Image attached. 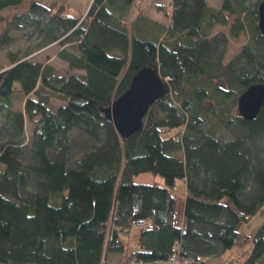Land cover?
Wrapping results in <instances>:
<instances>
[{"label": "trees", "instance_id": "16d2710c", "mask_svg": "<svg viewBox=\"0 0 264 264\" xmlns=\"http://www.w3.org/2000/svg\"><path fill=\"white\" fill-rule=\"evenodd\" d=\"M22 1L0 0V25ZM260 1L154 2L164 21L142 0H91L82 18L32 1L0 27V46L12 26H32L38 47L57 42L68 68L83 70L59 75L22 49L0 59V264L152 263L174 252L205 264L234 248L236 261L219 264H258L264 224L239 226L264 205V103L245 119L237 98L264 83ZM225 12L228 31H215ZM240 32L246 42L224 61ZM144 65L164 92L123 138L103 108ZM140 173L162 181H135Z\"/></svg>", "mask_w": 264, "mask_h": 264}, {"label": "rangeland", "instance_id": "374dc122", "mask_svg": "<svg viewBox=\"0 0 264 264\" xmlns=\"http://www.w3.org/2000/svg\"><path fill=\"white\" fill-rule=\"evenodd\" d=\"M52 1L53 0H44L43 3L46 5H50ZM152 1L154 0H151V2ZM207 1L209 2V4H212L215 6L219 5V0H207ZM252 1L254 0H247V3L250 4ZM22 2L23 3H20L19 7H9L1 11V14L4 18L0 25L1 28H3L9 20H11V18L13 17L15 13H20V12H23L24 9H27L26 7H28L29 5L28 2H31V1L23 0ZM225 16L228 20V24L226 25L216 24L214 26L215 31H218V30L228 31V28L232 21L233 16L227 14L226 12H225ZM82 17H83V14L81 15V18ZM9 33L12 38L11 42L0 46V59L2 60L5 59L8 51H15V50L22 49V50H26L29 52L28 54L29 57L35 60L49 63L51 66L54 67L55 71L59 75H67L69 73H79L83 71L82 69H79V68H73V69L68 68L67 61L58 55V50L60 49V46L58 45L57 42L54 41V42L48 43L47 45L43 47H38L37 44H38L39 35L34 32V29L32 26H25L23 28H18V29H16V26H12L9 30ZM246 39H247V35L244 32H240L237 37H230L228 44H227L224 61H227L233 54L238 52L241 46L246 42ZM50 102L53 107L59 104V102L56 99H51ZM22 103H23V95L21 93H16L13 96V105L15 107H21ZM222 135L223 137L228 138L232 136V133L229 130L225 129L222 131ZM175 155L177 157H181L182 152L178 151L175 153ZM133 179L139 182H151V181L156 180L161 183L162 181L160 176L158 175L154 176L149 173H140L134 176ZM178 192L180 193L182 192V183H180V188L178 189ZM262 224H264V205L261 206L258 209V211L254 215H252L247 221L242 222L239 228L249 234H252L256 230V228ZM234 252L236 253L235 248H234ZM234 252L232 250V255L230 259V261L232 262L236 261V258H235L236 254ZM133 262H135V264L136 262L137 264H148L144 262L141 263L139 261H136L135 259L124 261V263L122 264H133ZM170 263L171 262L169 260L167 259L165 260V264H170ZM172 264H182V263L177 260L176 262H172ZM187 264H196V263L188 262ZM258 264H264V255L261 259H259Z\"/></svg>", "mask_w": 264, "mask_h": 264}, {"label": "water", "instance_id": "95a60500", "mask_svg": "<svg viewBox=\"0 0 264 264\" xmlns=\"http://www.w3.org/2000/svg\"><path fill=\"white\" fill-rule=\"evenodd\" d=\"M257 26L264 35V1L257 5ZM164 92V81L152 65H144L131 77L128 87L103 108L104 117L121 137L140 129L150 104ZM264 103V83L248 85L237 98V111L245 119L256 117Z\"/></svg>", "mask_w": 264, "mask_h": 264}, {"label": "crops", "instance_id": "0c3cea01", "mask_svg": "<svg viewBox=\"0 0 264 264\" xmlns=\"http://www.w3.org/2000/svg\"><path fill=\"white\" fill-rule=\"evenodd\" d=\"M24 1H28V0H24ZM30 1L31 2L37 1V2L43 3L44 0H30ZM169 1L170 0H154L151 2V0H142L141 5L146 7L148 15L152 16L155 19L164 21L165 20L164 19V12L161 10H156L154 7L151 6V4H153L154 2H162L167 6V5H169ZM149 2H151V3H149ZM28 3H30V2H28ZM90 3H91V0H53L50 5H46V4L45 5L46 6H53V5L56 6L58 4H65L70 9H72L76 12H81V14L84 15L90 6ZM19 6L20 5L15 6V7H19ZM25 10L26 9H24V11ZM179 188H180V186L178 187V189ZM231 255H232V252L230 250H228L225 253H223V255L220 258L207 259L205 264H219V263L223 262L224 260L229 259L231 257ZM111 260L112 261L111 262L109 261V263L119 264V263H122L125 261V256L123 254H115L111 258ZM148 264H165V260H157V261H154V262L148 263Z\"/></svg>", "mask_w": 264, "mask_h": 264}, {"label": "built area", "instance_id": "2783aa9c", "mask_svg": "<svg viewBox=\"0 0 264 264\" xmlns=\"http://www.w3.org/2000/svg\"><path fill=\"white\" fill-rule=\"evenodd\" d=\"M136 2H138V0H136ZM167 260H169L171 262L170 264H172V262H176L177 260L180 261L182 264H187L188 262H193L189 258H182V257L178 256L176 252L172 253L167 258ZM139 262L142 263V261H139ZM193 263H195V262H193ZM133 264H135V262H133ZM136 264H137V262H136ZM196 264H199V263L196 262Z\"/></svg>", "mask_w": 264, "mask_h": 264}]
</instances>
